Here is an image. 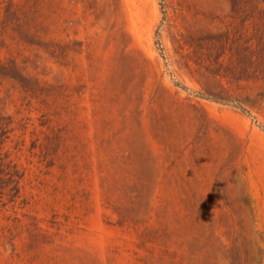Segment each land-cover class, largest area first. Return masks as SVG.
I'll list each match as a JSON object with an SVG mask.
<instances>
[{
    "label": "rangeland",
    "instance_id": "rangeland-1",
    "mask_svg": "<svg viewBox=\"0 0 264 264\" xmlns=\"http://www.w3.org/2000/svg\"><path fill=\"white\" fill-rule=\"evenodd\" d=\"M0 264H264V0H0Z\"/></svg>",
    "mask_w": 264,
    "mask_h": 264
}]
</instances>
